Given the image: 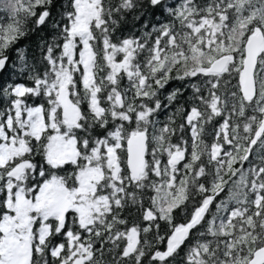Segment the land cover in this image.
Returning <instances> with one entry per match:
<instances>
[{"label":"snow or ice","instance_id":"snow-or-ice-1","mask_svg":"<svg viewBox=\"0 0 264 264\" xmlns=\"http://www.w3.org/2000/svg\"><path fill=\"white\" fill-rule=\"evenodd\" d=\"M0 8V264H264V0Z\"/></svg>","mask_w":264,"mask_h":264},{"label":"trees","instance_id":"trees-1","mask_svg":"<svg viewBox=\"0 0 264 264\" xmlns=\"http://www.w3.org/2000/svg\"><path fill=\"white\" fill-rule=\"evenodd\" d=\"M2 13H3V9L0 8V14H2ZM39 39H40V36L39 35H35V36L30 37L29 39H27L25 41H22V43L23 44H27V45H29L31 47H34L35 44L39 41ZM175 86H176L175 84L172 85V87H175Z\"/></svg>","mask_w":264,"mask_h":264}]
</instances>
